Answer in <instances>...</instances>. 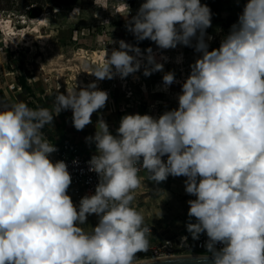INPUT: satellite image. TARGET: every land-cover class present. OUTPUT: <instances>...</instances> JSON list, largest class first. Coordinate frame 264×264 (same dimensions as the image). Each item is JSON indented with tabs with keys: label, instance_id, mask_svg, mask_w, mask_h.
<instances>
[{
	"label": "clouds",
	"instance_id": "clouds-1",
	"mask_svg": "<svg viewBox=\"0 0 264 264\" xmlns=\"http://www.w3.org/2000/svg\"><path fill=\"white\" fill-rule=\"evenodd\" d=\"M79 10L74 5L68 15ZM129 11L124 0L121 14L136 40L192 45L200 53L177 105L156 115L124 113L115 134L98 113L85 137L94 143L86 163L98 179L76 204L67 164L50 158L56 145L43 129L69 108L82 129L105 105L107 90L91 80L57 87L52 108L21 99L0 105V264H145L136 253L149 249L151 230L132 204L135 189L170 174L183 175L193 196L186 203L195 219L185 227L194 238L206 234L207 264H264V0H245L210 50L204 37L212 12L201 0H141ZM103 43V59L87 71L97 79L123 78L142 65L144 75L163 68L151 45L142 52L110 34ZM113 43L118 47H105ZM175 79L172 70L162 74L164 87ZM92 213L97 222L85 229Z\"/></svg>",
	"mask_w": 264,
	"mask_h": 264
},
{
	"label": "rangeland",
	"instance_id": "rangeland-1",
	"mask_svg": "<svg viewBox=\"0 0 264 264\" xmlns=\"http://www.w3.org/2000/svg\"><path fill=\"white\" fill-rule=\"evenodd\" d=\"M126 2L130 6V17L141 0ZM244 2L201 0V3L209 5L212 12L211 24L205 29L204 37L209 50L219 46ZM74 5L80 10L70 16L68 14ZM123 11L124 0H0V20L15 27L16 31L15 35H7L0 26V105L21 99L31 107L52 108V93L57 87L59 91H64L74 84L80 87L88 81L97 80L96 86L108 92L105 105L94 111L91 122L79 130L71 122L70 108L55 114L51 126L45 125L43 131L48 139L56 142L67 136L65 132H75L78 137L91 135L95 131L98 113L115 134L119 118L124 113L148 112L156 115L165 108L175 107L176 94L181 91V82L176 80L185 78L183 72L190 71V63L200 53L180 43L175 47L158 48L152 40L149 44L135 40L133 33L125 27ZM109 34L114 39L138 44L142 52L151 45L163 68L144 75L142 65L123 78L114 75L112 78L97 79L87 71L103 59V42ZM192 43H195V37ZM105 47L111 49L118 45L106 44ZM161 53L167 56L166 60L162 59ZM177 55L181 56V62L176 61ZM168 70L173 71L176 79L164 87L162 74ZM139 174L146 175L145 172ZM184 179L183 175L171 174L159 182L146 179L142 187L135 189V198L145 211L153 214V221H169L172 229H183L188 220L195 219L187 214L186 197H192V194L184 190ZM158 209L162 211L160 216H157ZM96 222V214H88L82 227L87 229Z\"/></svg>",
	"mask_w": 264,
	"mask_h": 264
},
{
	"label": "built area",
	"instance_id": "built-area-1",
	"mask_svg": "<svg viewBox=\"0 0 264 264\" xmlns=\"http://www.w3.org/2000/svg\"><path fill=\"white\" fill-rule=\"evenodd\" d=\"M14 85H12V88ZM56 145V151L50 153V158L63 159L69 173L71 174V183L68 185L67 192L69 193L74 204L78 203L81 195L94 191V185L97 183V173L89 171L86 161L95 150L93 142H87L81 147L77 140L70 137H64L59 141H53ZM73 158L76 162H73ZM163 158V157H162ZM146 170L141 168L140 173ZM192 197H186V201ZM134 207L140 210L144 216L145 223L150 225L151 234L148 235L150 247L147 251L137 252L136 255L142 259H153L160 257L184 255V254H211L205 248L207 236L204 232L198 234L194 238L187 231L186 227L175 230L169 224L157 223L152 220L153 214L150 211H145L139 204L136 198L132 201ZM188 205V204H187ZM171 232L168 234V231ZM219 247V243L216 245Z\"/></svg>",
	"mask_w": 264,
	"mask_h": 264
},
{
	"label": "water",
	"instance_id": "water-1",
	"mask_svg": "<svg viewBox=\"0 0 264 264\" xmlns=\"http://www.w3.org/2000/svg\"><path fill=\"white\" fill-rule=\"evenodd\" d=\"M207 255L211 258V254ZM207 255L184 254L144 260L145 264H207Z\"/></svg>",
	"mask_w": 264,
	"mask_h": 264
},
{
	"label": "bare ground",
	"instance_id": "bare-ground-1",
	"mask_svg": "<svg viewBox=\"0 0 264 264\" xmlns=\"http://www.w3.org/2000/svg\"><path fill=\"white\" fill-rule=\"evenodd\" d=\"M120 9V8H119ZM25 21V20H24ZM27 21V20H26ZM25 21V22H26ZM0 26L1 27H3V29L5 30V33H7V35H15L16 34V31H15V27H13V26H10V25H7V24H5L4 23V21L3 20H0ZM23 33V32H22ZM176 61H180L181 62V56L180 55H177L176 56ZM86 63V62H85ZM89 64V63H88ZM188 73H185V71L183 72V75L186 77V75H187ZM184 79V78H183ZM176 81H178V82H181V80H180V78L179 79H177ZM81 84V83H80ZM82 85V84H81ZM166 90L168 91L169 90V88H166ZM171 90V89H170Z\"/></svg>",
	"mask_w": 264,
	"mask_h": 264
},
{
	"label": "crops",
	"instance_id": "crops-1",
	"mask_svg": "<svg viewBox=\"0 0 264 264\" xmlns=\"http://www.w3.org/2000/svg\"><path fill=\"white\" fill-rule=\"evenodd\" d=\"M9 103H11V101L10 102H8V103H4L3 105H7V104H9ZM68 129V128H67ZM68 131V130H67ZM65 135H67L66 137H70L71 139H74V140H77L78 142H79V144H80V146L81 147H83V146H85V144L87 143V142H91V141H86L85 140V137L86 136H88V135H86V136H84V135H82V136H79L78 137V134L77 133H75V132H65ZM57 137H59V136H57ZM61 140V139H60ZM92 152H94V149L92 150ZM144 209V208H143Z\"/></svg>",
	"mask_w": 264,
	"mask_h": 264
},
{
	"label": "trees",
	"instance_id": "trees-1",
	"mask_svg": "<svg viewBox=\"0 0 264 264\" xmlns=\"http://www.w3.org/2000/svg\"><path fill=\"white\" fill-rule=\"evenodd\" d=\"M136 40V39H135ZM143 41V43L145 44H149L150 43V39L148 38H144V39H141ZM139 41V40H138ZM194 45V43H192ZM189 49H194V47L192 45H187ZM22 83H23V80H22ZM23 85V84H22Z\"/></svg>",
	"mask_w": 264,
	"mask_h": 264
}]
</instances>
